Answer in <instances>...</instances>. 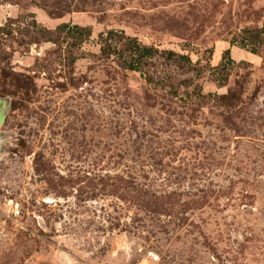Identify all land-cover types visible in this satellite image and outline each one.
Returning <instances> with one entry per match:
<instances>
[{"label":"rangeland","instance_id":"rangeland-1","mask_svg":"<svg viewBox=\"0 0 264 264\" xmlns=\"http://www.w3.org/2000/svg\"><path fill=\"white\" fill-rule=\"evenodd\" d=\"M260 31L264 0H0V264H264Z\"/></svg>","mask_w":264,"mask_h":264},{"label":"trees","instance_id":"trees-1","mask_svg":"<svg viewBox=\"0 0 264 264\" xmlns=\"http://www.w3.org/2000/svg\"><path fill=\"white\" fill-rule=\"evenodd\" d=\"M74 30L77 33H80L79 36H82L83 29L79 27H75ZM102 47L101 52L105 57H110L112 55H119V57L124 62V67L127 70L134 72H143L144 70V61L150 59L154 56L153 49L147 47H141L137 40L126 38L127 42L124 44L125 53H117L116 46L122 44L121 39H125V35L123 33H118L115 31H111L107 34V36L102 35ZM255 45L253 46L252 53L258 54L259 48L264 46V33L260 31L255 37ZM251 44V43H249ZM229 52H227V55ZM126 54V55H125ZM174 55V53H170ZM182 59H186V57H181ZM232 60L229 59L228 63L232 64Z\"/></svg>","mask_w":264,"mask_h":264},{"label":"water","instance_id":"water-1","mask_svg":"<svg viewBox=\"0 0 264 264\" xmlns=\"http://www.w3.org/2000/svg\"><path fill=\"white\" fill-rule=\"evenodd\" d=\"M0 105L3 106V107L5 108V110H7V109H6V103H5V102H0ZM5 110H4V111H5ZM5 120H6V115L3 114V115L1 116V118H0V127L5 123Z\"/></svg>","mask_w":264,"mask_h":264},{"label":"flooded vegetation","instance_id":"flooded-vegetation-1","mask_svg":"<svg viewBox=\"0 0 264 264\" xmlns=\"http://www.w3.org/2000/svg\"><path fill=\"white\" fill-rule=\"evenodd\" d=\"M2 115H3V112L1 111V112H0V118H1Z\"/></svg>","mask_w":264,"mask_h":264}]
</instances>
